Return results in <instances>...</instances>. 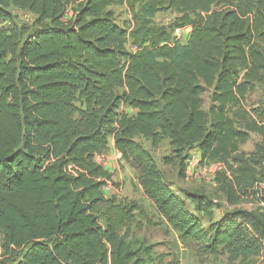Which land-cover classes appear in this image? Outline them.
I'll use <instances>...</instances> for the list:
<instances>
[{
    "label": "trees",
    "instance_id": "trees-1",
    "mask_svg": "<svg viewBox=\"0 0 264 264\" xmlns=\"http://www.w3.org/2000/svg\"><path fill=\"white\" fill-rule=\"evenodd\" d=\"M114 7L127 8L130 28ZM166 12L176 21L157 25ZM186 28L183 42L175 32ZM257 85L264 0H0V264H164L133 231L140 207L104 193L112 175L97 157L112 141L184 244L202 256H258L264 212L239 209L205 229L142 143L169 140L165 165L184 166L193 150L202 166L224 164L235 179L220 190L236 204L264 168V142L252 161L240 152L264 137V109L245 103ZM198 211L211 220L206 205Z\"/></svg>",
    "mask_w": 264,
    "mask_h": 264
},
{
    "label": "rangeland",
    "instance_id": "rangeland-1",
    "mask_svg": "<svg viewBox=\"0 0 264 264\" xmlns=\"http://www.w3.org/2000/svg\"><path fill=\"white\" fill-rule=\"evenodd\" d=\"M116 22L125 28L132 26V17L126 7L112 8ZM16 23L24 27L32 28L35 18L26 12L12 9ZM177 19V15L172 12L158 14L156 24L171 26ZM191 29L186 28L176 30L175 37L186 42ZM131 49V47L129 46ZM133 49V48H132ZM213 90H208L204 96V108L208 111L211 107V95ZM247 109H264V85H257L256 89L247 96ZM264 142V137L256 134L250 136L249 142L241 147L240 152L252 161L256 157L257 146ZM112 143V142H111ZM143 145L152 153L163 178L170 185L172 191L185 202L187 209L197 215L204 226H209L216 221L234 218L239 209L247 211L264 212V176L263 166H256V172L250 173L253 183L248 189L247 196L241 195V199L236 204H231L221 189V179L233 183L235 175L228 171L222 163H211L200 165V155L197 150L189 153V159H195L192 164L189 159L184 166L179 163L175 165H165L166 157H173V148L169 140H165L159 149L152 148L151 143L142 140ZM110 152L101 158L97 157V163L102 165L112 175V181L104 189L106 197L115 196L121 203L135 204L140 207L141 214L136 213L137 226L133 231L139 238H145L150 244L155 246L156 253L165 259L164 264H169L177 260L179 264H264V239L262 241L261 253L245 262L230 259L227 253L218 256H202L198 253V247L194 244H184L179 233L172 229L166 221L157 213L154 204L146 197L140 186L136 172L121 161V157ZM256 159V158H255ZM236 168V167H235ZM221 175V176H220ZM208 207L212 218L209 220L204 214L198 211V202ZM0 238V253H1Z\"/></svg>",
    "mask_w": 264,
    "mask_h": 264
},
{
    "label": "crops",
    "instance_id": "crops-1",
    "mask_svg": "<svg viewBox=\"0 0 264 264\" xmlns=\"http://www.w3.org/2000/svg\"><path fill=\"white\" fill-rule=\"evenodd\" d=\"M114 152H116V154L119 155V156H117V158H118V157H119V158L121 157V154L115 150V148H114V142L112 141V143H111V149H110V154H111V153H112V154H115Z\"/></svg>",
    "mask_w": 264,
    "mask_h": 264
},
{
    "label": "built area",
    "instance_id": "built-area-1",
    "mask_svg": "<svg viewBox=\"0 0 264 264\" xmlns=\"http://www.w3.org/2000/svg\"><path fill=\"white\" fill-rule=\"evenodd\" d=\"M261 125L264 126V122L261 123ZM101 157H104V156H99L98 158H101ZM195 159H190L189 162L192 164V161H194Z\"/></svg>",
    "mask_w": 264,
    "mask_h": 264
}]
</instances>
